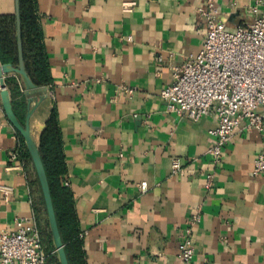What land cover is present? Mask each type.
Listing matches in <instances>:
<instances>
[{"label":"crops","instance_id":"crops-1","mask_svg":"<svg viewBox=\"0 0 264 264\" xmlns=\"http://www.w3.org/2000/svg\"><path fill=\"white\" fill-rule=\"evenodd\" d=\"M34 2L48 82L33 93L44 100L30 125L38 135L55 110L65 163L56 206L65 239L76 249L73 258L81 254L84 264H178L180 235L197 215L190 224L192 264H264V172L253 173L256 156L264 155V130L234 133L214 163L209 130L216 117H178L166 112L160 96L173 68L203 44L199 7L212 2L233 30L254 18L252 7L264 15V0ZM14 13L15 0H0V17ZM18 87L12 101L25 121L22 81ZM17 138L10 123L0 126V233L12 231L16 218H33L45 264H57L34 168L27 157L21 168L20 159L10 157ZM173 159L182 163L176 173ZM206 174H212L209 189Z\"/></svg>","mask_w":264,"mask_h":264},{"label":"built area","instance_id":"built-area-1","mask_svg":"<svg viewBox=\"0 0 264 264\" xmlns=\"http://www.w3.org/2000/svg\"><path fill=\"white\" fill-rule=\"evenodd\" d=\"M124 5V11H131ZM254 18L228 30L218 17L212 2L198 8L205 24V39L201 48L180 65L173 68L172 82L160 91L165 110L181 118L198 121L212 114L217 124L209 130L212 144L209 153L213 162L221 159L224 145L234 133L241 130H264V15L256 7L250 9ZM21 80L15 73L5 75ZM8 88V86H7ZM2 88L0 87V94ZM9 124L5 117L0 95V126ZM24 149L18 136L11 152L12 160L20 159ZM182 163L173 159V173L181 170ZM7 169H10L8 167ZM264 172V155L258 154L253 173ZM205 188L211 187L212 174H206ZM68 185V181L64 182ZM141 191L147 188L140 183ZM5 192L8 190L4 187ZM198 221L193 216L191 223ZM187 225L178 245V264H192L195 248ZM83 234H80L82 237ZM47 253L41 240L40 229L33 218H16L12 231L0 233V264H45Z\"/></svg>","mask_w":264,"mask_h":264},{"label":"trees","instance_id":"trees-1","mask_svg":"<svg viewBox=\"0 0 264 264\" xmlns=\"http://www.w3.org/2000/svg\"><path fill=\"white\" fill-rule=\"evenodd\" d=\"M19 15L21 21V35L25 70L34 83H47L48 79L46 77V65L42 44V34L35 12L34 0H19ZM8 25L10 26V31L8 30ZM15 28L16 25L14 16H10L9 19L8 17L4 16L0 17V58L3 63H12L13 65L18 64ZM6 84L8 86V89L10 90L11 97H13L15 91H18L19 88L17 82L14 78L10 77L6 79ZM20 121L22 124L24 123L22 119H20ZM18 136L20 138V141L22 142V147L24 149L23 156L27 157L32 164L23 139L19 133ZM38 149L47 174L57 223L69 264H84L83 260L81 259V254L80 256L77 255L76 258H73L72 256L73 250L75 251L76 249L73 248V250L71 251V241H66L65 239L62 228L63 215L60 214V211L56 206V190L58 189V181L65 171V163L62 150L61 134L55 110L51 111L48 119L45 122V127L39 138ZM43 207L45 210L44 201ZM66 213H68V217L73 218L74 214L71 204H68ZM48 242L52 245L51 234L49 231ZM57 264H59V261H57Z\"/></svg>","mask_w":264,"mask_h":264},{"label":"water","instance_id":"water-1","mask_svg":"<svg viewBox=\"0 0 264 264\" xmlns=\"http://www.w3.org/2000/svg\"><path fill=\"white\" fill-rule=\"evenodd\" d=\"M14 14H15V25H16L15 33H16L18 64L13 65L12 63H3L0 58V87L2 88L0 94L1 101L6 119L14 127V129L21 135L26 150L32 161L45 205L52 244L57 253L59 264H69L57 223V218L55 214V209L53 205L47 174L38 149L39 138L44 128H41L39 134L35 135L30 125L31 116L34 113L35 109L39 106V104L44 100V95H41L39 98L34 99L33 93L36 89L39 88V86L30 79V77L28 76L25 70L24 59H23L22 35H21V21L19 15V0H15ZM9 73H15L20 77L24 89L26 91L27 109L25 114V121L23 124L21 123L20 119L18 118L14 110L11 93L10 90L7 88L5 75Z\"/></svg>","mask_w":264,"mask_h":264}]
</instances>
